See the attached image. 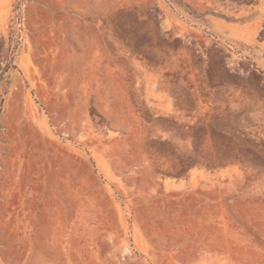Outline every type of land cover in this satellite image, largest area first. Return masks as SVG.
<instances>
[{"label": "rangeland", "instance_id": "obj_1", "mask_svg": "<svg viewBox=\"0 0 264 264\" xmlns=\"http://www.w3.org/2000/svg\"><path fill=\"white\" fill-rule=\"evenodd\" d=\"M0 264H264V0H0Z\"/></svg>", "mask_w": 264, "mask_h": 264}]
</instances>
